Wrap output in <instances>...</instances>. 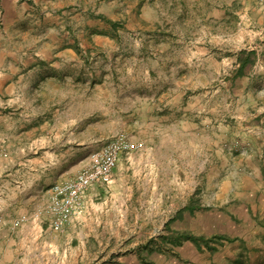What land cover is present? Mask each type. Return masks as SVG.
<instances>
[{
  "label": "rangeland",
  "instance_id": "374dc122",
  "mask_svg": "<svg viewBox=\"0 0 264 264\" xmlns=\"http://www.w3.org/2000/svg\"><path fill=\"white\" fill-rule=\"evenodd\" d=\"M32 8L21 30L37 34L8 48L0 39V264L263 260L264 0ZM5 24L1 13L0 37L18 33ZM44 37L73 55L47 54ZM32 46L41 72L11 86L22 74L1 69L3 52L28 59ZM120 134L132 147L113 183L91 186L54 231L50 188Z\"/></svg>",
  "mask_w": 264,
  "mask_h": 264
},
{
  "label": "built area",
  "instance_id": "2783aa9c",
  "mask_svg": "<svg viewBox=\"0 0 264 264\" xmlns=\"http://www.w3.org/2000/svg\"><path fill=\"white\" fill-rule=\"evenodd\" d=\"M132 145L126 135L120 134L101 150L93 152L88 166L74 178L58 182L49 190L50 225L56 231H62L71 221L81 204L87 190L95 183H113V173L118 167L121 156ZM26 218L18 220L23 223Z\"/></svg>",
  "mask_w": 264,
  "mask_h": 264
},
{
  "label": "crops",
  "instance_id": "0c3cea01",
  "mask_svg": "<svg viewBox=\"0 0 264 264\" xmlns=\"http://www.w3.org/2000/svg\"><path fill=\"white\" fill-rule=\"evenodd\" d=\"M44 1L45 0H33V2L29 3L27 0H10V2L12 4V8L14 9V12H15V18L13 19V18H11L9 12L7 11L6 6L4 5L5 1L0 0V16H1V13L4 14V17L6 19V24H5L6 27L7 26L9 27L12 24L16 25V27H18V33L17 34H14V35H10L9 33L1 34L0 39L5 40V44H8L7 48H8V46L11 45V43H15V42L18 43L19 41L21 42L22 38H29V37L33 36V34H37V32H34L33 30H31L30 32H27L25 34L24 32H22L21 29L23 28V25L30 20L29 17L31 16V12H33L35 9V8H32V6H34L35 4H38V3H43ZM48 3H50V2H48ZM41 25H43V23L40 21L39 26H41ZM28 29L30 30L31 28H28ZM47 37H44V40H42V43L45 45V48H46L44 50L47 54L56 53L57 54L56 56H58V55H64V56L73 55V50L69 49L66 46V44L64 43V40L56 48L55 45H51L49 40H47ZM90 37L95 39L97 45H104V43H105L104 42L105 39H101V37H99V36L94 37V35H90ZM15 38H16V40H14ZM4 40H2V41H4ZM35 48H36V46H32L28 49L30 51V54H28V53L23 54V55L27 56L28 59H24V57L22 59H19L17 56L18 55L17 52H12V51H9L8 49H6V51L3 52L4 59L7 60L8 65L5 67H2L1 69L6 70V68H9L10 70H19V73L22 74V75H19L17 77V79H14V81H12L11 86H14L16 84L21 83L26 78H31L30 76L34 75L35 73L41 72V66H42L43 61H44L43 56H45V55L38 53V51ZM10 56H14V60H19V61L17 63H10L9 60H12V59H9ZM36 56L38 58L35 59L34 57H36ZM24 70H26V71H24ZM4 77H6L5 74L0 73V85H3V83L6 82ZM94 185H104L105 186L107 184H104L102 182H98V183L93 184L92 186H94Z\"/></svg>",
  "mask_w": 264,
  "mask_h": 264
},
{
  "label": "trees",
  "instance_id": "16d2710c",
  "mask_svg": "<svg viewBox=\"0 0 264 264\" xmlns=\"http://www.w3.org/2000/svg\"><path fill=\"white\" fill-rule=\"evenodd\" d=\"M186 240H189V241H197L198 239L194 236H191V235H187L186 237ZM214 240L218 241V242H221V241H224V240H229L228 238H223L221 236H215L214 237ZM177 244H182V242H176ZM231 264H264V259L263 260H260V261H257V262H254V263H251V262H247L245 261L244 259H241V260H236V261H232Z\"/></svg>",
  "mask_w": 264,
  "mask_h": 264
}]
</instances>
